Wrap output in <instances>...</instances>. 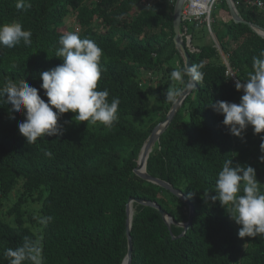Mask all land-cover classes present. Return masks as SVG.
<instances>
[{
  "label": "trees",
  "instance_id": "obj_1",
  "mask_svg": "<svg viewBox=\"0 0 264 264\" xmlns=\"http://www.w3.org/2000/svg\"><path fill=\"white\" fill-rule=\"evenodd\" d=\"M236 1L243 20L264 27L256 0ZM28 2L30 8L17 10V0H0V24L19 21L32 32L31 46L0 47V87L8 79H24L47 100L39 74L63 62L55 56L58 40L76 28L80 38L96 41L103 50L97 90L107 89L109 101L117 97L120 104L111 129L100 123L86 126L68 112L58 121L63 135H45L28 144L18 131L23 110L10 113L11 105L0 101V212L10 219L0 213V264H9L5 250L19 247L25 238L41 247L43 264H122L131 199L156 203L175 223L188 218L184 202L134 172L145 138L173 104L166 100V90L181 93L187 85V78L181 84L170 76L183 67L172 39L174 5L167 0ZM224 2L216 4L224 7ZM70 17L77 23L73 27L66 25ZM201 27L211 30L227 64L213 43L189 52L191 65L204 64V80L142 160L148 174L187 198L192 223L179 236L183 228L168 226L156 209L130 203V264H264V235L240 238V226L220 202L204 196L215 194L217 173L228 159L232 167H253L264 191V132L254 134L248 126L243 139L236 137L211 106L239 103L243 91L235 89L236 79H247L253 57L264 50V38L212 13L208 24L188 27L191 42ZM45 217L52 219L44 223Z\"/></svg>",
  "mask_w": 264,
  "mask_h": 264
},
{
  "label": "clouds",
  "instance_id": "obj_2",
  "mask_svg": "<svg viewBox=\"0 0 264 264\" xmlns=\"http://www.w3.org/2000/svg\"><path fill=\"white\" fill-rule=\"evenodd\" d=\"M214 3L215 0H200L201 7H211ZM15 6L17 10H27L31 3L28 0H17ZM31 37L32 32L25 30L19 21L0 24V47L13 48L21 43L31 46ZM182 39L186 42L184 37ZM58 44L55 56L63 62L39 74L42 81L40 87L47 100L24 79H8L0 87V101L11 105L10 113L18 114L23 110L25 119L18 124V131L28 144L36 143L38 138H44L45 135H63V128L58 121L64 113H75L74 120L86 122V126L100 123L111 129L118 121L119 98L113 97L109 101L107 89L97 90L103 71L102 48L92 39L80 38L75 31L62 35ZM12 67L15 68L16 64L13 63ZM203 68V63L185 65L175 68L170 76L181 84L187 78V84L194 86L203 82ZM251 68L247 79H236L235 89L243 91L238 104L217 101L211 105L217 113L223 115L222 123L228 127L230 134L241 139L248 126L252 127L254 134L264 132V50L259 57H253ZM233 76L230 74V77ZM179 95L180 90L177 88L165 92L166 100L173 103ZM10 119L14 120L15 116L10 115ZM44 154L52 156L48 150ZM260 160L264 162V156ZM260 185L253 167L240 164L232 167L228 159L217 173L215 194L209 196L208 192L204 196L212 202H220L229 218L240 226V238L256 237L264 235V191H261ZM51 219L45 217L42 222L47 223ZM5 256L9 258V264H24L25 261L43 264L41 247L28 238L19 247L6 249Z\"/></svg>",
  "mask_w": 264,
  "mask_h": 264
},
{
  "label": "water",
  "instance_id": "obj_3",
  "mask_svg": "<svg viewBox=\"0 0 264 264\" xmlns=\"http://www.w3.org/2000/svg\"><path fill=\"white\" fill-rule=\"evenodd\" d=\"M186 0H176L173 6V15H172V24H173V43L175 46V49L177 51V53L179 54L182 63H183V67L185 65L190 66V56H189V49L187 48L186 42L183 41L181 34H180V23H181V9L183 4L185 3ZM226 5H227V9H228V13L231 17L232 22L234 23H242L247 25L253 32H255L256 34H258L260 37L264 38V27L257 25L253 22L250 21H246L243 20L236 8L235 5L233 3L232 0H224ZM209 33V43H213V45L217 48V50L219 51L222 59L224 60L225 64V57L223 55V53L221 52L217 41L213 35V33L211 32V30H208ZM196 87V85L194 86H189L188 84L186 85V87L182 90V92L180 93V95L176 98L175 102L172 104V106L170 107L165 119L158 123L153 129L152 131L148 134V136L145 138L142 147L144 146V144L148 141V139L153 135V133H155L157 130H164L167 125L171 122V120L173 119V117L175 116L177 110L179 109V107L181 106V104L184 102L185 98L192 92V90H194ZM161 131V132H162ZM160 132V131H159ZM159 133L156 137V140L158 139ZM141 149L137 152L136 154V166L134 168V172L137 176L141 177L142 179L152 183L153 185H155L157 188H159L162 191L168 192L172 195H174L175 197L179 198L182 202H184L187 206L188 209V218L187 221L185 223H175L173 221V219L167 215L156 203L154 202H150V201H145V200H141V199H131L129 201V204L126 207V212L128 213V208L130 203L135 202L138 205H144V206H148L151 208L156 209L162 219L166 222V224L168 226L170 225H177V226H181L183 228V231L181 232V234L179 236H182L184 234V232L191 226L192 223V217L194 214L193 211V207L192 205L189 203V201L187 200V198L177 189H174L169 183L160 180L157 177L151 176L150 174H148L146 172V163L144 167L140 166V153H141ZM130 227H131V222L126 220V238H127V251L125 254V257L122 261V264H130L131 261V253H132V241H131V237H130Z\"/></svg>",
  "mask_w": 264,
  "mask_h": 264
},
{
  "label": "built area",
  "instance_id": "obj_4",
  "mask_svg": "<svg viewBox=\"0 0 264 264\" xmlns=\"http://www.w3.org/2000/svg\"><path fill=\"white\" fill-rule=\"evenodd\" d=\"M170 4L174 3V0H167ZM221 0H215V3L211 7H201L200 0H186L181 9V36L184 37L187 43L189 51H196L195 47L191 44V35L189 34L188 27L192 24L197 26L200 23L208 24L211 11L217 2ZM234 5L236 0H232ZM255 4L259 11L264 14V2L262 0H256Z\"/></svg>",
  "mask_w": 264,
  "mask_h": 264
},
{
  "label": "rangeland",
  "instance_id": "obj_5",
  "mask_svg": "<svg viewBox=\"0 0 264 264\" xmlns=\"http://www.w3.org/2000/svg\"><path fill=\"white\" fill-rule=\"evenodd\" d=\"M227 10L228 9H227V5H226L225 2H224V7L220 6L219 3H218V4L215 5L212 13H213L214 18L216 17L217 19H221L220 16L224 12H225L224 14H226V13L228 14ZM133 19L134 18H132L131 20H133ZM66 23H67L66 24L67 26L69 25V26H72V27L77 24L72 17L68 18ZM75 32H77L76 28H75ZM209 37L210 36H209V33L207 32L206 28L205 27H201V29L195 30L192 33V45L194 47H196V46H201V45L208 44ZM8 204H10V203H8ZM2 208H4V206ZM1 217L4 218L7 221L10 220L8 217L5 216L4 213H1Z\"/></svg>",
  "mask_w": 264,
  "mask_h": 264
},
{
  "label": "bare ground",
  "instance_id": "obj_6",
  "mask_svg": "<svg viewBox=\"0 0 264 264\" xmlns=\"http://www.w3.org/2000/svg\"><path fill=\"white\" fill-rule=\"evenodd\" d=\"M185 40V39H184ZM160 131V132H159ZM162 130H157L155 133H153V135L148 139L147 143L143 146L142 150H141V153L139 155L140 157V166L142 167V160H143V157H144V154H145V151L147 149V147H151L154 145V143L156 142V137L158 135V133L160 134ZM145 163L146 161H144V165L145 166ZM129 210L130 208H128V213H127V220L129 221Z\"/></svg>",
  "mask_w": 264,
  "mask_h": 264
},
{
  "label": "crops",
  "instance_id": "obj_7",
  "mask_svg": "<svg viewBox=\"0 0 264 264\" xmlns=\"http://www.w3.org/2000/svg\"><path fill=\"white\" fill-rule=\"evenodd\" d=\"M235 8H236V4H235ZM214 9V8H213ZM259 11V10H258ZM213 12V11H212ZM227 12H228V10H227ZM225 13V12H224ZM222 14L221 16H220V18L222 19V20H224V21H229V20H231V17H230V15H229V13L227 14Z\"/></svg>",
  "mask_w": 264,
  "mask_h": 264
}]
</instances>
